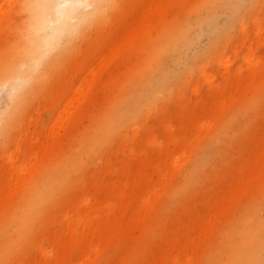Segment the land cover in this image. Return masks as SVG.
<instances>
[{
	"label": "bare ground",
	"instance_id": "obj_1",
	"mask_svg": "<svg viewBox=\"0 0 264 264\" xmlns=\"http://www.w3.org/2000/svg\"><path fill=\"white\" fill-rule=\"evenodd\" d=\"M263 204L264 0H0V264H264Z\"/></svg>",
	"mask_w": 264,
	"mask_h": 264
},
{
	"label": "rangeland",
	"instance_id": "obj_2",
	"mask_svg": "<svg viewBox=\"0 0 264 264\" xmlns=\"http://www.w3.org/2000/svg\"><path fill=\"white\" fill-rule=\"evenodd\" d=\"M221 21H227V19H228V16H227V13L226 12H222V17H221ZM223 21V22H224ZM4 105H5V100H4V97L2 96L1 97V106L2 107H4ZM43 123V124H42ZM39 124H41L42 126H39L41 129L42 128H47L48 126H49V124H50V120L48 119V118H46V120L44 121V122H41V123H39ZM30 130H33V128H31ZM263 207H264V204H263ZM261 218L262 219H264V211L261 213Z\"/></svg>",
	"mask_w": 264,
	"mask_h": 264
},
{
	"label": "snow or ice",
	"instance_id": "obj_3",
	"mask_svg": "<svg viewBox=\"0 0 264 264\" xmlns=\"http://www.w3.org/2000/svg\"><path fill=\"white\" fill-rule=\"evenodd\" d=\"M61 7H64V5H61Z\"/></svg>",
	"mask_w": 264,
	"mask_h": 264
}]
</instances>
